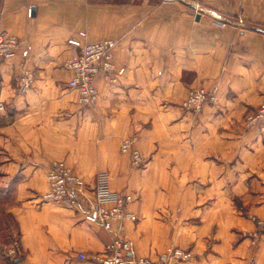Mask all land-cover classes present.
<instances>
[{
    "label": "crops",
    "instance_id": "obj_1",
    "mask_svg": "<svg viewBox=\"0 0 264 264\" xmlns=\"http://www.w3.org/2000/svg\"><path fill=\"white\" fill-rule=\"evenodd\" d=\"M0 28L19 39L0 63V194L23 251L14 264H96L79 254L112 240L43 199L60 160L88 186L132 195L134 218L115 230L135 255L178 246L196 255L183 264H264V239L251 240L264 220V126L246 124L264 101V0H0ZM81 31L113 39L125 68L97 79L92 105L68 85V39ZM194 87L215 96L198 113L183 106Z\"/></svg>",
    "mask_w": 264,
    "mask_h": 264
},
{
    "label": "built area",
    "instance_id": "obj_2",
    "mask_svg": "<svg viewBox=\"0 0 264 264\" xmlns=\"http://www.w3.org/2000/svg\"><path fill=\"white\" fill-rule=\"evenodd\" d=\"M200 8V4L196 3V11H200ZM80 34L81 37L68 39L75 49L74 55L66 62V66L72 71L68 85L79 91L81 103L92 105L98 96L97 79L101 77L106 81H116L125 68L116 65L113 39L91 41L87 39L85 31ZM18 43L16 35L0 28V63L15 54ZM30 84V81L26 80L22 90H26ZM214 99V94L205 87H194L190 89L183 106L198 113L204 104ZM3 108V103H0V109ZM246 124L248 127L264 126V101L247 115ZM121 148L130 152L134 165L139 167L143 164V156L138 149L132 148L131 141H123ZM48 179L50 188L43 195L44 200L77 209L86 220L112 232V240L105 250L90 255L80 253L79 257L89 258L96 264H183L192 258L190 249L178 246H170L156 257L137 256L133 253L132 242L115 230L116 224L134 218V214L126 209L127 204L133 200L131 194L114 191L105 180L88 186L80 174L61 160L50 165ZM259 222L264 223L263 220Z\"/></svg>",
    "mask_w": 264,
    "mask_h": 264
},
{
    "label": "rangeland",
    "instance_id": "obj_3",
    "mask_svg": "<svg viewBox=\"0 0 264 264\" xmlns=\"http://www.w3.org/2000/svg\"><path fill=\"white\" fill-rule=\"evenodd\" d=\"M2 195V194H0ZM0 198V264H14L10 259L19 257L23 254L20 249V240L17 233V225L14 218L7 212L8 196L2 195ZM258 228L251 234L252 244L263 238L264 239V223H260L256 219ZM264 222V220H263ZM192 251L191 248H187ZM193 253V252H192ZM192 257H196L193 253Z\"/></svg>",
    "mask_w": 264,
    "mask_h": 264
},
{
    "label": "trees",
    "instance_id": "obj_4",
    "mask_svg": "<svg viewBox=\"0 0 264 264\" xmlns=\"http://www.w3.org/2000/svg\"><path fill=\"white\" fill-rule=\"evenodd\" d=\"M2 195H0V198H2L1 197ZM7 196V195H6ZM14 221L16 222V220L14 219ZM16 225H17V233H18V237L20 238V232H19V226H18V223L16 222ZM21 258H22V255L21 256H19V257H16V258H12V259H10V261L13 263V262H16V261H19V260H21Z\"/></svg>",
    "mask_w": 264,
    "mask_h": 264
}]
</instances>
